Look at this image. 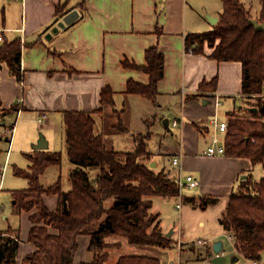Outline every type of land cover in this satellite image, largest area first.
<instances>
[{
    "label": "crops",
    "instance_id": "1",
    "mask_svg": "<svg viewBox=\"0 0 264 264\" xmlns=\"http://www.w3.org/2000/svg\"><path fill=\"white\" fill-rule=\"evenodd\" d=\"M62 4L70 11L76 10L79 17L46 39L45 34L65 15L56 13V7ZM212 7V0H0V35L3 41H20V74L24 81L21 91L16 76L5 62L0 63V122L5 127L1 135L8 139L0 172V194L4 192L0 202V232L10 236L18 232L15 264H21L34 249L28 242L30 213H15L12 197L13 191L28 188V180L16 175L15 170H28L29 156L39 151L33 148L38 139L31 131V124L39 123L38 118L45 114L46 118L38 128L48 147L41 151L59 159L58 164H51L43 171L40 183L47 188L59 180L62 190H69L74 166L65 147L62 114L79 111L99 115L103 108L101 91L104 87L113 92L114 109L123 112L122 122L126 128V131L120 130L116 126L117 118L113 117L104 133L100 122L95 120L98 121L96 133L103 136L108 148L129 151L115 149V146L133 148L132 136L149 134V165L152 164L156 171L166 172L171 180L179 172L198 180V186L188 190L192 195L180 193L177 198L153 195L150 197L152 206L153 199L163 198L179 199L194 209H201L198 201L204 197L212 198L213 202L201 210L220 206L227 203L240 178L252 175L254 165L249 159L203 155L211 143L214 130L211 121L215 111L217 114L220 107L225 110V119L217 118L216 127L223 142L226 126L221 125L227 124L228 115L242 114L246 108H252L251 105L244 106L240 61H217L209 57L213 48L207 44L201 54L185 51L187 34L210 31L218 22L222 11H214ZM208 17L215 18L216 23L212 24ZM153 47L163 55L164 64L157 83V95L151 101L142 95L127 93L128 81L146 86L149 76L124 63L145 66V52ZM20 97L23 99L21 106L17 104ZM214 98L219 102L217 110ZM174 121L176 126L172 125ZM19 129V139L24 145L22 154L28 165L26 168L14 166L13 177L23 178L25 187L16 180H9L6 185V162L11 156L9 147L15 142ZM58 136L68 160L64 178L60 175V151L49 148ZM155 137L167 143L153 152L149 143ZM173 156L178 157V166L171 164ZM45 176L51 178L50 183H45ZM57 201V195L44 198L50 210L56 209ZM152 206L149 212L158 216L161 227V219L158 213L152 212ZM198 224L201 226L204 222ZM161 229L165 236L173 234ZM78 243L74 261H91L89 237H79Z\"/></svg>",
    "mask_w": 264,
    "mask_h": 264
},
{
    "label": "trees",
    "instance_id": "2",
    "mask_svg": "<svg viewBox=\"0 0 264 264\" xmlns=\"http://www.w3.org/2000/svg\"><path fill=\"white\" fill-rule=\"evenodd\" d=\"M258 1L261 9L253 19L240 0H222V12L213 29L187 34L184 48L187 53L201 54L207 44L213 48L209 57L241 62L242 95L254 99L251 107L256 111L246 108L245 115H228L224 156L249 159L253 165L260 164L264 171V31L255 30L250 23V20L264 22V0ZM69 11L65 4L56 7L59 15ZM145 60V66L124 63L149 76L146 86L128 81L126 91L154 101L164 58L153 47L146 50ZM1 62L18 80V39L0 44ZM101 104L114 106L113 92L108 87L101 91ZM114 114L116 126L126 131L120 118L123 112L115 110ZM62 120L66 151L74 166L71 188L63 191L59 180L47 188L42 186L40 175L49 165L58 164L59 159L41 150L29 156L28 170H15L16 175L28 180V188L12 192L13 210L30 213L28 242L34 247L21 264H105L107 249L119 245L106 242L108 237L124 238L139 246L172 248L173 241L162 233L158 216L149 212L150 197L177 198L180 190L166 172L150 167L149 134L132 136L133 148L121 152L108 148L103 136L94 131L91 113L66 111ZM50 195L58 196L55 210L45 205L44 198ZM211 202L212 198L204 197L198 204L205 209ZM218 222L225 231L233 233L237 253L251 261L260 259L264 250V175L257 181L251 174L239 179ZM82 236L89 237L88 250L93 256L89 262L76 263L78 238ZM18 247L17 231L12 236L0 232V264H15ZM115 264H160V261L145 254H125Z\"/></svg>",
    "mask_w": 264,
    "mask_h": 264
},
{
    "label": "rangeland",
    "instance_id": "3",
    "mask_svg": "<svg viewBox=\"0 0 264 264\" xmlns=\"http://www.w3.org/2000/svg\"><path fill=\"white\" fill-rule=\"evenodd\" d=\"M240 1L248 10L252 18L256 19L261 9V3L258 0ZM212 4L214 11H222L221 0H212ZM254 104V99L244 100V106H252ZM114 112V106L104 105L101 112H99V115H92L94 121L98 120L100 122L102 131L104 133L107 132L106 129H109L110 127L111 118L115 117ZM244 112H242L240 115H245ZM120 118L123 119V114L120 116ZM213 118L214 116H212V119ZM217 118L220 120L225 119V110L223 107H220L217 110ZM39 124L40 123L37 122L31 124V131L35 133L36 140L39 138L40 134L43 135L41 129L38 128L40 126ZM95 126L96 125L94 124V131L96 132L97 128H95ZM4 129L5 127L0 122V172L2 170L6 151L8 149V139H6L4 135H1L4 132ZM19 135L20 129L15 142H13V145L9 147V156L10 154L11 156L8 157L6 162V185L8 184L9 180H16L17 183H21L22 187H25L26 181L23 178L13 177L14 166L26 168L28 165L27 159H25L24 154H22V147H24V145L19 139ZM166 143L167 142L160 139L159 137L151 138L149 149H151L153 152H156L158 148L165 147ZM30 146H27L28 150H30ZM118 146H115V149H132L130 146L129 148ZM52 147H55L60 151V175L62 178H64V175L66 176L67 174L66 165L68 160L60 136H58L56 140L52 142L49 148L51 149ZM263 175L264 171L261 165H254L252 179L257 181ZM50 179L51 178L49 176H45V183H50ZM191 189L192 188H183L180 193L186 194L187 196L192 195L188 191ZM3 196L4 192L0 194V202H2ZM176 204H179L180 208H176ZM226 205L227 203H221L220 206L216 205L214 207L207 208L206 210H201L194 209V206H191L187 202L183 203L179 199L167 200L163 198H155L153 199L152 212L158 213L159 218L161 219V227L166 233L173 232V234H171L169 237L170 239L173 238L175 240H172L173 247L169 249H162L159 247L139 246L128 243L124 238L108 237L106 238V242H116L117 244L119 243V245L115 248L107 249L108 259L105 264H115L118 257L125 254H145L158 258L160 264H264V250L262 251L258 261L245 259L235 250L233 233L231 231H223L222 227L217 221V217L224 213ZM199 221H203L204 224L200 226L198 224ZM217 241L222 243V250L219 253H213L212 245ZM234 257L237 258L236 262L231 261Z\"/></svg>",
    "mask_w": 264,
    "mask_h": 264
},
{
    "label": "built area",
    "instance_id": "4",
    "mask_svg": "<svg viewBox=\"0 0 264 264\" xmlns=\"http://www.w3.org/2000/svg\"><path fill=\"white\" fill-rule=\"evenodd\" d=\"M2 37L0 35V44L2 43ZM18 82H19V87H20V90L23 91L24 89V81H23V77L22 75L20 74L19 75V79H18ZM264 88V86H263ZM263 94H264V89H263ZM215 101H214V108L215 110H217V107L219 106V102L216 98H214ZM22 102H23V99L22 97H20L17 101V104L19 106L22 105ZM20 112V108L17 110V115L19 114ZM46 118L45 114L42 115L41 117L38 118V122L39 123H42L44 121V119ZM212 124L214 126V130H213V134H212V137H211V143L206 147V149L204 150L203 152V155L206 156V157H214V156H220V155H224V145H223V142H222V139L220 140V134L218 133L216 127H217V114H216V111H215V114H214V118L212 119ZM173 126H176L177 125V122L174 121L172 123ZM221 126H226L227 128V124H222ZM171 164L173 166H178L179 165V159L177 156H173L171 158ZM172 181L176 184V186H178L179 190L181 191L183 188H195L198 186V180L193 177L192 175H189V174H179L177 176H175L174 178H172ZM176 207H179V205L177 204Z\"/></svg>",
    "mask_w": 264,
    "mask_h": 264
},
{
    "label": "water",
    "instance_id": "5",
    "mask_svg": "<svg viewBox=\"0 0 264 264\" xmlns=\"http://www.w3.org/2000/svg\"><path fill=\"white\" fill-rule=\"evenodd\" d=\"M79 17V13L76 10H71L68 13H66L51 29L49 32H47L45 34V38L49 39L52 37L53 34L58 33L59 30L64 29L66 26L70 25L72 22H74L77 18ZM209 21L212 24L216 23V19L212 18V17H208ZM250 23L253 25V27L255 28V30H261L264 31V22H258L256 20H250ZM205 102L203 101V104ZM252 111H256L255 108H251ZM48 147L47 145V141L45 139V137L40 134L36 144L33 145L34 149H38V150H45ZM153 165L150 164V167H152ZM244 177V176H243ZM167 237H170V233H168L166 235ZM222 249V243L220 241L215 242L212 245V250L215 253H219ZM237 258H233L231 261L232 262H236Z\"/></svg>",
    "mask_w": 264,
    "mask_h": 264
}]
</instances>
